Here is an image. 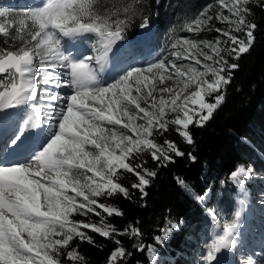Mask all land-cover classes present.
<instances>
[{"label":"snow or ice","instance_id":"snow-or-ice-1","mask_svg":"<svg viewBox=\"0 0 264 264\" xmlns=\"http://www.w3.org/2000/svg\"><path fill=\"white\" fill-rule=\"evenodd\" d=\"M250 2L216 0L219 10L214 15L213 4L205 5L181 30L196 36L214 30L218 35L213 40L178 37L140 66L131 63L134 57L126 51L133 47L131 41L117 47L126 40L129 18L135 15L131 2L107 6L102 0H40L19 19L0 10V35L7 37L15 28L24 40L17 50L0 48V264H62L61 250L75 238L94 243L82 229L106 239L117 232L103 220L98 226L72 217L100 216L97 209L122 216L118 208L99 202L117 193L129 197L118 182L121 169L136 177L132 188L146 196L157 172L133 165L135 154L149 153L156 167L174 162L172 153L185 155L169 139L163 141L166 147L157 143L154 132L176 125L179 136L192 144L190 126L203 127L222 105L226 86L239 68L228 57L239 60L255 40L257 26L246 19ZM214 20L227 29L216 27ZM139 28L138 43H148L149 16L142 18ZM241 32L245 38L233 34ZM85 42L91 54L83 49ZM110 54L114 63L102 78ZM168 80L175 86L158 88ZM21 106H28L25 117L13 119L8 110ZM188 156L195 161L191 153ZM250 172L238 163L228 179L242 187ZM175 180L197 202L205 201L207 193L195 192L179 176ZM241 215L238 210L222 226L217 222L222 230L200 253L202 264H220L217 254L233 247ZM178 227L170 220L156 243H163ZM129 228L131 235H141L138 228ZM117 234L128 235L129 230ZM143 249L140 245L137 251ZM147 250L154 255L151 246ZM125 256V249L117 247L108 264H118ZM66 259L76 264L83 257L73 248ZM247 264H264V249Z\"/></svg>","mask_w":264,"mask_h":264},{"label":"trees","instance_id":"trees-1","mask_svg":"<svg viewBox=\"0 0 264 264\" xmlns=\"http://www.w3.org/2000/svg\"><path fill=\"white\" fill-rule=\"evenodd\" d=\"M129 2L134 6L135 15L129 18L126 40L136 36L144 16H149L151 23L160 28L167 21L181 18L189 5L200 7L207 0H160L159 4L156 0H102V4L107 6ZM247 7L251 9V14L246 19L257 26L255 40L239 60L228 57L229 63H238L239 68L234 71L232 82L226 86L222 105L203 127L190 126L192 144H187L179 136L176 125H169L167 132H154L153 138L157 143L165 146L163 141L169 139L185 155L176 157L172 153L174 162L166 167H156L149 153L135 154L131 160L133 165L143 164L157 172L145 189L147 195L142 198L140 191L131 186L133 182H138L136 177L121 169L118 182L128 189L129 197L117 193L100 197L99 202L118 208L122 216H108L102 209H97L100 216L88 213L87 216L76 214L72 217L76 221L98 226L103 220L115 227L117 232L106 239L90 229H82L94 243L75 238L68 249L61 250L62 264H73L66 259V252L73 248L83 257L76 264H108L111 252L117 247H123L126 253L118 264H185L188 253L184 252L182 241L191 233L201 232L202 228L214 223L217 213L233 217L235 201L232 195L237 189L231 184L223 185L221 181L228 182L230 172L238 163H244L253 174L264 172V0H251ZM233 34L245 38L242 32ZM6 42L9 38L0 36V45ZM188 153L195 157V161L189 158ZM177 176L201 195L209 191V200L197 202L186 188L176 183ZM167 218L182 221V225L168 241L156 245L154 237ZM129 226L138 228L141 235H131ZM125 229L129 230L128 235L117 234ZM116 240L120 241L119 245ZM139 243H143L142 251H137ZM152 245L158 249L155 261L148 257L147 249Z\"/></svg>","mask_w":264,"mask_h":264},{"label":"rangeland","instance_id":"rangeland-1","mask_svg":"<svg viewBox=\"0 0 264 264\" xmlns=\"http://www.w3.org/2000/svg\"><path fill=\"white\" fill-rule=\"evenodd\" d=\"M39 2L40 0H0V10L9 11L11 13V19H19V17L26 13L31 6L38 4ZM207 4H213V11L211 14L214 15L215 11L219 10V6L216 3V0H207V2L203 4V6L200 5V7H193L189 5L190 7L186 8V10L184 11V15H182V17L177 19L176 21H167V23H163L160 28L158 27V25H152L154 28L152 27L151 30L154 29L155 34L154 36L152 34V37L148 42V48L145 52L133 48H131L132 50L130 48V50L128 48L126 49V51L130 52L134 57L131 63L135 66L145 64L146 61L151 60L153 56L160 51V49L167 48L171 44V42L178 37L188 36L194 39L213 40L218 35L214 30L201 32L198 36L181 30L184 23L195 18L199 11L202 10L203 7ZM212 23L216 27L225 29H227L228 27L226 24H219L215 20ZM6 38H9V42L0 45V48L17 50L24 43V40H21L17 37L15 28L9 30V35ZM24 39L30 40V37L25 34ZM127 42H123L122 46L127 45ZM152 50L154 52H151ZM169 59H171V57H169ZM178 63H180V61H178ZM0 79L3 78L0 77ZM157 86L158 88H162L174 87L175 85L174 81L168 80L165 81L164 84L158 83ZM42 87L44 86L42 85ZM191 90L193 89H189V91ZM165 98H167L166 94ZM24 113L26 114V110L24 111ZM169 118H173L172 115H170ZM227 184H231L237 189L236 194L232 195L235 201V207L232 213L233 217L225 216L223 213H217L215 214L216 221L214 223L206 226L205 228H202L201 232H195L194 234L191 233L190 237L182 241L184 252L188 253V257L187 259H185V264H202L200 253L206 251V243L210 242L211 239L214 238V236L222 230V228L217 227V222H219V224L222 226L225 221L233 219L236 211H243V202L246 203V206L248 205L247 207L249 211L248 213H245L244 216L241 215L242 218L246 217V223L243 221L240 222V228L238 229L237 238L234 241V245L231 248V254L236 263L240 262L241 264H247V260L249 259V257L254 260L257 259L260 255L261 250L264 249V172L258 174H253L252 172H250L249 177L245 178V182L242 187L233 184L230 180H228L227 183H223V185L228 186ZM206 193L207 195L204 202L208 201L210 196L209 191H207ZM244 200H247V202ZM170 220L175 221L174 218H167L163 227H165ZM178 223L180 227L182 225V221H179ZM179 227L177 230L173 231L170 237L164 242L168 241L176 231H179ZM158 235H161L160 231ZM155 237L154 243L156 245H162L164 243L163 242L157 244L155 241ZM138 245H143V243H139ZM151 247L154 249V255L153 253L148 252V257L155 261L158 249L155 245H152ZM226 253L228 254V252Z\"/></svg>","mask_w":264,"mask_h":264},{"label":"bare ground","instance_id":"bare-ground-1","mask_svg":"<svg viewBox=\"0 0 264 264\" xmlns=\"http://www.w3.org/2000/svg\"><path fill=\"white\" fill-rule=\"evenodd\" d=\"M154 31V29H152L151 30V32H153ZM155 34V33H154ZM123 42H127V41H121V42H119L121 45H122V43ZM148 45H149V43H147V44H145L144 46H139V49L142 51V52H145L146 51V49L148 48ZM84 47V46H83ZM117 47H118V45H117ZM84 50H85V48H83ZM105 77H107V76H105ZM40 87L41 88H43L42 87V85H40ZM9 112H11V113H13V119H16V120H22L23 118H24V116H22V111H23V107L21 106L19 109H11V110H8ZM26 115V114H25ZM243 204H244V208H243V211H242V216H244V214L245 213H248V211H249V209H248V205L246 206V203L245 202H243ZM242 216H241V219L242 220H240V222H245L246 223V217H243L242 218ZM219 232V231H218ZM225 251H227L228 252V254H227V259L226 260H229L228 261V263L229 264H241L240 262H238V263H236L235 262V260L233 259V256H232V254H231V248L230 249H224V250H222V252H225ZM230 256V257H229ZM232 261V262H231ZM239 261V260H238ZM235 262V263H234ZM216 262L214 261L213 262V264H215Z\"/></svg>","mask_w":264,"mask_h":264}]
</instances>
